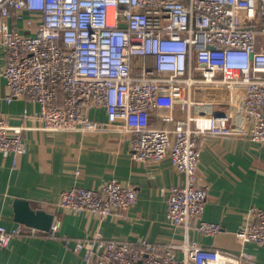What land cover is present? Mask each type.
Masks as SVG:
<instances>
[{
    "label": "built area",
    "instance_id": "2783aa9c",
    "mask_svg": "<svg viewBox=\"0 0 264 264\" xmlns=\"http://www.w3.org/2000/svg\"><path fill=\"white\" fill-rule=\"evenodd\" d=\"M0 46L4 99L39 106L23 112L25 122L48 134L116 132L129 137L132 160L168 158L183 175L166 201L167 215L183 227L181 242L104 237L100 223L137 200L132 186L111 177L99 188L60 192L59 206L87 210L97 222L86 236L62 237L65 246L91 264H238L188 230H220L199 219L208 193L198 171L203 138L264 147V0H0ZM91 108H104L107 119L91 118ZM26 128L0 116V152L14 163L26 151ZM22 230L0 224V246ZM235 238L264 244V208L248 210Z\"/></svg>",
    "mask_w": 264,
    "mask_h": 264
},
{
    "label": "crops",
    "instance_id": "0c3cea01",
    "mask_svg": "<svg viewBox=\"0 0 264 264\" xmlns=\"http://www.w3.org/2000/svg\"><path fill=\"white\" fill-rule=\"evenodd\" d=\"M3 65L0 46V116L7 117L13 126L27 128L22 130L26 151L15 163L13 154L0 152V224L10 230L23 227L21 235L0 246V264H91L81 252L73 251L71 244L65 246L61 238L86 236L96 226L95 217L87 210L71 212L59 206L58 200L60 192L73 185L99 188L111 177L132 186L137 200L100 223L104 237L134 242L182 241L183 227L167 215L166 201L169 187L182 182L183 175L168 158L134 161L129 156V137L116 132L48 134L37 128V121L25 122L23 112L36 111L39 106L26 97L9 102L4 99ZM87 113L100 121L107 119L104 108H91ZM198 171L208 185L199 219L218 222L220 230L207 235L189 229V238L230 253L239 258L238 264H264V244L240 243L235 238V232L248 220V210L264 208V147L242 137L207 135L202 140ZM17 199L52 213L55 227L43 231L16 221L13 204ZM241 253H249L251 259ZM177 255L181 253L177 251ZM229 264L235 260L229 259Z\"/></svg>",
    "mask_w": 264,
    "mask_h": 264
},
{
    "label": "water",
    "instance_id": "95a60500",
    "mask_svg": "<svg viewBox=\"0 0 264 264\" xmlns=\"http://www.w3.org/2000/svg\"><path fill=\"white\" fill-rule=\"evenodd\" d=\"M13 208L16 221L43 231L50 229L53 219L52 213L41 208L34 209L30 207L27 200L23 199L15 200Z\"/></svg>",
    "mask_w": 264,
    "mask_h": 264
},
{
    "label": "rangeland",
    "instance_id": "374dc122",
    "mask_svg": "<svg viewBox=\"0 0 264 264\" xmlns=\"http://www.w3.org/2000/svg\"><path fill=\"white\" fill-rule=\"evenodd\" d=\"M258 39V38H257Z\"/></svg>",
    "mask_w": 264,
    "mask_h": 264
}]
</instances>
